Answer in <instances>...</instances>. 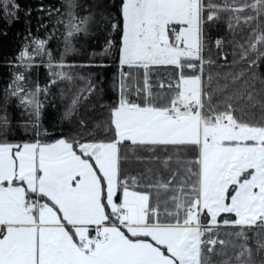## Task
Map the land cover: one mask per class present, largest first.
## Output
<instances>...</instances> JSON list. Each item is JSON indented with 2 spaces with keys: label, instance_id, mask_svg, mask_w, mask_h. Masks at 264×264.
Returning a JSON list of instances; mask_svg holds the SVG:
<instances>
[{
  "label": "snow or ice",
  "instance_id": "obj_1",
  "mask_svg": "<svg viewBox=\"0 0 264 264\" xmlns=\"http://www.w3.org/2000/svg\"><path fill=\"white\" fill-rule=\"evenodd\" d=\"M63 7L47 13L65 29L64 55L76 52V37L101 26L108 32L104 52L115 51L121 69L117 97L103 138L81 131L88 128L81 109L96 91L91 79L66 98L61 120L69 130L39 131L41 94L72 81L78 65L63 57L53 64L46 40L25 37L16 66L28 70L47 55L59 71L44 88L25 89L21 72L5 89L0 264H264V78L254 71L264 63V0H120L115 13L107 0ZM0 10L17 18L19 5L0 0ZM220 13L229 14L233 35L241 23L250 32L233 41L231 63L224 53L217 65L205 58V29ZM224 46L215 40L217 55ZM160 66H171L174 82L154 90L150 76ZM13 97L35 117L31 139L9 138ZM129 149L161 167L133 174ZM222 230L234 239L221 238Z\"/></svg>",
  "mask_w": 264,
  "mask_h": 264
},
{
  "label": "trees",
  "instance_id": "obj_2",
  "mask_svg": "<svg viewBox=\"0 0 264 264\" xmlns=\"http://www.w3.org/2000/svg\"><path fill=\"white\" fill-rule=\"evenodd\" d=\"M80 2L87 6L91 0H80ZM119 2L120 0H107L113 13L116 12V6ZM223 2L224 0H205L206 5L207 3L221 4ZM16 3L19 5L17 18L6 17L3 11L0 10V108L3 107L5 89L16 74L22 72L25 76V80L21 82L23 87L34 90L37 85L41 88L49 85L52 79L50 73L59 71L56 68L49 69L47 55L36 56L31 61L32 66L28 70L16 66L20 63L18 57L24 49V45L30 43V40L26 41L25 37L44 39L47 41L46 51L51 53L53 64L60 63L61 57H63L65 64L78 65V67L71 70L74 77L72 81L58 80L55 85H51L47 97L41 94L40 99L43 101V108L39 120V131L47 130L54 136H59L61 131L67 132L69 130L67 122L61 120L67 103L66 98L85 88L87 86L86 80L91 79L96 86V91L84 102V108L81 109L87 116L88 124V128L81 131H92L95 132L97 137L103 138L105 122L108 119V106L117 97L113 85L119 79L121 71L117 53L110 51L105 54L104 52L108 32L101 26L94 28L87 37H76L73 39V44L77 49L76 52L64 55L65 29L62 25L57 24V13L55 11H53L51 17L47 13V9H60L63 11L64 0H16ZM41 9H44V11H41ZM83 14L86 15L87 13ZM220 16L221 19L218 23L212 24L210 28L206 26L205 29L208 41L204 53L205 58L211 57L217 65L225 63L221 58L224 53L228 54V62L231 63L233 60L231 55L234 48L233 41L243 43L250 32V29L241 23L240 27L234 29L235 35H233V32L228 29L229 14L220 13ZM216 39L225 41L223 52L220 55H217ZM208 49H211V51L209 52ZM31 50L30 48L29 51ZM87 65L94 66L88 67ZM229 70L239 71L240 66L236 65L232 69L215 66L208 69L206 67L205 73L207 74L208 71L223 73ZM254 71L259 77L264 78V63H261ZM81 77L84 79H81ZM174 77L175 73L171 66H160L151 73L150 81L155 90L159 82L163 81L167 85L169 81L174 82ZM29 111L19 105L15 97L11 98L7 106V116L11 123L10 139L28 140L33 137L36 129H33L30 125L35 117L30 115ZM2 114L0 112V115ZM26 125H28L27 128ZM141 155L145 157L144 162L135 159L132 151L128 150V167L133 174L148 168L157 169L161 167L160 163L147 160L148 153H142ZM224 231L222 230L221 238L234 239V237L224 236ZM249 235L252 237L251 242L254 245L253 233H249ZM229 254L231 255V249H229ZM214 259L220 258L214 257Z\"/></svg>",
  "mask_w": 264,
  "mask_h": 264
}]
</instances>
